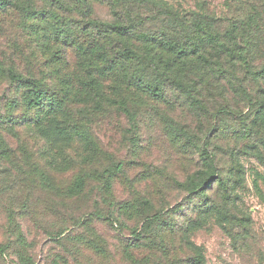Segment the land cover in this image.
Segmentation results:
<instances>
[{
	"label": "rangeland",
	"instance_id": "obj_1",
	"mask_svg": "<svg viewBox=\"0 0 264 264\" xmlns=\"http://www.w3.org/2000/svg\"><path fill=\"white\" fill-rule=\"evenodd\" d=\"M152 1L156 5L134 4L144 37L164 29L170 37L186 36L180 25L177 33L171 29L176 21L162 26L158 9L167 5L166 10L186 19L208 15V31L222 49L237 48L224 38L229 22L218 20L229 15L232 0ZM251 1L264 6V0ZM55 8L41 6L35 12L16 6L0 13V63L7 70L33 75L46 85L53 83L49 69L58 63L69 77H82L84 67L77 72L74 67L77 61L83 64L82 53L71 49L69 38L76 36L68 28L82 27L79 14L84 11ZM119 13L127 19L124 11ZM94 15L119 19L100 3ZM49 16L53 21L46 20ZM260 27L263 39L255 40L253 49L259 52L245 84L254 99L264 98V15ZM214 68L204 72L211 86H202L203 105L195 102L200 96L194 99L170 83L159 85L163 99L136 98L127 105L129 113L108 104L84 108L83 100L75 103L79 120L89 125L101 151L87 170L111 171L106 177L110 189L93 174L81 189L63 193L40 182L20 185L12 178L13 167L0 162V247L5 249L0 264H195V246L203 247L206 264H264V163L258 158L264 157V131L256 120L257 104L250 105ZM180 69L184 85L196 89L192 79L200 75L186 66ZM256 72L262 73L253 76ZM24 85L0 79V112L8 99L25 92ZM227 106L233 113L219 112ZM6 139L18 155L19 140L8 134ZM44 163L61 191L79 171L60 173Z\"/></svg>",
	"mask_w": 264,
	"mask_h": 264
},
{
	"label": "trees",
	"instance_id": "obj_2",
	"mask_svg": "<svg viewBox=\"0 0 264 264\" xmlns=\"http://www.w3.org/2000/svg\"><path fill=\"white\" fill-rule=\"evenodd\" d=\"M38 1L43 3L38 4ZM137 2H151L156 5L152 0H0V13L10 11L16 6L35 12L41 6L49 10L61 7L84 11L79 14L82 17V27L69 21L73 25L68 28V33L76 36L69 38L71 49L76 54L82 53L83 64L77 61L74 66L76 72L80 66L84 67L81 78L78 79L77 75L75 78L69 77L67 70L57 63L53 69H49L53 83L43 85L33 75L26 77L17 73L14 68L7 70L5 64L0 63V79L26 84L25 92L8 99L6 109L0 112V162H7L13 167L11 171L14 176H11L18 179L20 185L32 187L40 182L43 187H51L55 192L63 193L67 189H81L93 174L102 178L104 188L110 189L109 179L106 177L112 174L111 171L97 172L94 168L87 170L96 163L101 151L89 125L79 120L75 103H82L83 100L84 108L108 104L129 113L127 105L136 98L155 95L157 100L163 99L159 85L170 83L192 98L197 94L201 99L194 98L195 102L203 105L202 86H211L207 81L210 79H206L204 72L206 69L212 70L213 67L215 68L212 72L225 79V82H230L236 93L245 94L250 105L257 104L254 105L258 108L256 120L259 128L264 131V98L254 99L249 92L251 89L245 86L246 77L251 76L250 70L259 52V49H253L257 43L255 40L263 39L259 35V28L260 21L263 20L264 6H258L251 0H232L229 15L218 18L229 22L224 38L237 45V48L227 49L224 44L226 51L222 49V43L217 36L208 31V15L186 19L172 10H166L167 5H164V11L158 9V16L164 20L162 26L171 27L169 23L173 25L176 21L177 26H172L171 29L174 28L177 33L180 25L185 28L186 33H194V37L188 39V33L181 39L175 35L170 37L166 29L157 32L153 37H144L143 25L135 19L136 16H141L134 8ZM96 3L109 5L118 16L119 11H124L127 19L119 16L115 21H104L95 17ZM43 20L39 18L38 21L44 24ZM46 20L53 21V16ZM74 30L77 31L73 32ZM248 40L255 42L252 47L246 46ZM49 60L53 62L51 57ZM183 66L192 70L194 76L196 72L200 75L199 80L192 79L196 89L193 86L191 88V85H184L186 80L183 79L180 69ZM243 72L245 76L239 77ZM261 73L256 72L253 76ZM149 76L154 79L148 80ZM204 78L206 81L202 80ZM27 98L30 101L27 102ZM227 108L228 106L220 107L219 112L233 113L232 109ZM92 109L93 107L86 111ZM7 134L14 135L19 140L18 155L6 139ZM34 150L37 152H33ZM258 158L264 163V157ZM43 161L44 165H49L60 173L70 168H77L79 171H76L72 183L61 191L57 186L60 183L46 173V168L42 166ZM120 167L118 164L116 169ZM152 220L151 218L149 221ZM57 235L61 237L60 233ZM195 248V264H206L203 247ZM3 256L5 249L0 247V258Z\"/></svg>",
	"mask_w": 264,
	"mask_h": 264
}]
</instances>
